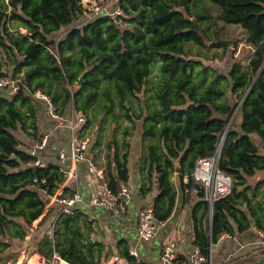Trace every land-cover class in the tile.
<instances>
[{
    "label": "trees",
    "instance_id": "16d2710c",
    "mask_svg": "<svg viewBox=\"0 0 264 264\" xmlns=\"http://www.w3.org/2000/svg\"><path fill=\"white\" fill-rule=\"evenodd\" d=\"M118 3L125 17L104 9L86 19L82 0H0V78L9 81L0 85V259L17 251L42 216L30 250L48 257L57 253L72 264H103L109 257L106 245L91 240L93 220L82 202L70 213L57 202L43 215L69 169L58 163V152L49 155L53 139L41 154L44 166L31 154L45 134V100L35 96L38 89L50 95L62 118L71 109L87 118L76 133L80 138L90 133L86 158L103 170L114 192L130 180L128 139L141 131L146 155L140 170L148 180L141 194L157 190L152 203L159 223L176 207L175 162L181 165L183 190H195L197 160L212 156L225 134L219 166L231 175L232 189L213 203L212 215L202 188L197 191L191 210L194 245L209 259L211 243L224 233L235 236L253 228L264 238V0ZM213 8L225 23L245 29L253 48L247 65L231 60L222 70L203 52L216 46L225 56L230 51L229 41L207 46L218 28ZM86 158L78 164L95 173ZM62 195L72 196V186ZM130 249L127 239L117 242L120 257L154 264L139 261ZM188 263L182 254L174 260Z\"/></svg>",
    "mask_w": 264,
    "mask_h": 264
},
{
    "label": "crops",
    "instance_id": "0c3cea01",
    "mask_svg": "<svg viewBox=\"0 0 264 264\" xmlns=\"http://www.w3.org/2000/svg\"><path fill=\"white\" fill-rule=\"evenodd\" d=\"M75 111L73 109L70 110L68 117L66 118H73L75 117ZM51 125L48 124L46 115H43V118L41 120V128L44 133H48L46 131V128H49ZM119 135V133H118ZM89 135L86 132L85 135H83L82 138L89 139ZM104 143H106V135L103 138ZM128 142H130V153H129V169H130V180L127 183V186L129 188V192L127 195L124 196L125 200L127 201V209L125 212L120 214L118 220L116 222L119 223V225L122 228V234L121 236L115 238L112 234H110L109 227H103L100 224V214L97 210H94L93 207L97 206L92 203V197L95 195L97 191V185H98V177L95 173L89 172L88 168L86 167V164L76 163L72 160V149L70 152V155L66 157L65 165L68 166V175L66 178V181L60 188V191L58 195L63 194L64 190L71 185L73 188V193L76 191H80L84 196V201L82 202V208L89 214L92 219H94L93 223L90 225L91 228H93V232L91 234L92 241L101 242L102 244L106 245V250L109 252L108 259L103 264H118L120 260L123 258L118 255V250L116 247V243L119 241L118 238L123 237L122 239H127L130 243L131 249H135L138 252V259L141 262H152L156 264V257L158 258L164 253L165 247L168 243L174 242L176 245V251L178 255H184L191 258V255L195 249L194 245V225L191 217V210L196 204V202L199 200V197L197 196V190H183L180 184V177L179 174L174 171L173 174V181L176 184L177 190H178V197H177V203L176 207L173 211V215L170 219L163 223H159V226L157 228V231L155 233L154 238L152 239L155 244H151L150 242H144L142 241L141 248H138L136 246H133L132 243V229L135 230L134 236L136 237L137 228H138V211L135 205L138 206V209L148 203L153 202L154 196L157 194V190L155 189L150 195L144 196L141 194V192L138 194L133 193V185L137 183L140 187L144 182L148 183V180L146 178V175L142 174V171L140 170L142 166V160L144 159L146 155V147L143 145L141 140V131H136L132 137H129ZM62 148L57 145V142L53 139L51 142V146H49L48 152L49 155L52 157V154L58 155V150ZM65 148V147H64ZM71 148H72V141H71ZM56 149V151H54ZM58 149V150H57ZM47 155V153L43 154ZM104 155V154H103ZM45 157V156H44ZM43 161V159L41 158ZM58 163L60 162L58 158ZM86 163L92 162L89 158H86ZM102 162H105V157H102ZM264 174V172H263ZM262 175V174H261ZM260 175V176H261ZM184 182H188V177H184ZM190 192V193H189ZM138 195V196H137ZM55 205V203L53 204ZM109 211V210H108ZM46 213V212H45ZM44 213V215H45ZM110 213H113L110 211ZM118 215V214H117ZM110 216V215H109ZM43 218V217H42ZM41 218V219H42ZM39 220V222L41 221ZM36 221V225L34 228L30 229L31 232L30 236L28 238L19 241L18 249L17 251L12 249L7 252V255L4 256V258L0 259V264H33L32 257L38 253L36 250L30 251V241L31 237L34 234L35 230L38 228V224ZM162 230L161 236L156 239L158 236L159 230ZM255 229H250L246 233L239 234L238 236H223L220 237V240L211 245V258L208 259V264H238V259L240 257L244 256L243 253L237 254L236 256H232L231 258L226 257L222 258L219 257L217 260V263H215L212 258L213 252L216 251V249H220L219 247L223 243H227L226 247H229L234 244H238L240 242V239L242 238H251L253 235L250 233L251 231H254ZM258 232L257 230H255ZM29 233V232H28ZM260 236H263L262 233L258 232ZM233 238L234 242L230 239ZM229 239V241H228ZM227 241V242H226ZM243 242V240H242ZM254 242H257V240H254ZM244 244V243H243ZM225 249V248H223ZM248 253V252H247ZM206 262V261H204ZM203 262V263H204ZM132 263V262H131ZM133 264V263H132ZM162 264V262H161Z\"/></svg>",
    "mask_w": 264,
    "mask_h": 264
},
{
    "label": "built area",
    "instance_id": "2783aa9c",
    "mask_svg": "<svg viewBox=\"0 0 264 264\" xmlns=\"http://www.w3.org/2000/svg\"><path fill=\"white\" fill-rule=\"evenodd\" d=\"M82 1L84 4L85 0ZM118 1L119 0H109L105 6H102L99 3V5H96L95 7L96 13L94 14L106 9L107 13L113 17H125L126 13ZM113 3H116V5L113 8H109V6H111ZM8 82L9 81L6 78H0V85H5ZM35 96L47 102L49 114L53 118H59V120L63 119L56 111V107L49 94L42 91L41 89H38L35 92ZM86 120L87 118L84 115H79L77 117L75 116L70 120V127L72 130V160L76 163L82 161L87 156L88 139H84L82 137L80 138L78 133H76L77 126L85 123ZM49 141L50 135L45 133L40 140L34 142L31 154L33 156H37L41 150L46 148V146L49 144ZM221 151V148L218 147L212 156L199 158L192 173L194 181L201 184V188L210 204H213L216 200L228 195L232 189L233 179L231 175L224 172L219 166ZM58 153L60 161L65 162L67 156L66 149L62 147L58 150ZM35 163L38 166H44V163L39 157ZM90 170L95 172L98 177L97 191L92 197V203L97 206H103L109 211L118 215L125 212L127 209V201L125 200L124 196L129 192L128 186L123 185L120 191L114 192L106 180L103 170L98 169L92 162L90 163ZM52 198H54V203L59 202L62 204V212L65 213H70L73 206L84 201V196L80 191L74 192L73 195L69 197L62 194H56ZM158 226L159 222L155 215L153 203L148 202L144 204L140 208L138 214L137 233L139 239L144 242L152 240L155 236ZM224 234L227 236L230 235L228 233ZM130 255L133 257H138L137 250L130 249ZM177 257L178 254L175 243H168L165 247L164 253L161 256L163 264H174V260ZM210 258L211 255L209 259ZM32 260L33 264H72L64 260L57 253H54L52 257H48L38 252L32 257ZM204 261H208V259L201 253L200 248L196 246L188 264H201ZM118 264L132 263L127 258H123L118 262Z\"/></svg>",
    "mask_w": 264,
    "mask_h": 264
},
{
    "label": "rangeland",
    "instance_id": "374dc122",
    "mask_svg": "<svg viewBox=\"0 0 264 264\" xmlns=\"http://www.w3.org/2000/svg\"><path fill=\"white\" fill-rule=\"evenodd\" d=\"M99 3H100L99 0H85L84 4L88 7V11L85 15L86 19H89V17L93 13H96L95 7H96V5H99ZM212 12L218 16L216 19L218 21V28L213 33L210 42L207 43V46H213V44H215L217 42L229 41L230 51L227 53V56H225L224 55L225 53L222 52L223 47L222 46H216V47H212V48H205V49H203V52H206L210 56L212 55L213 59H211L210 62H212V64H214V66L220 67L222 70H226V68L229 66L231 60H233V61L239 60L242 62V64L244 66L247 65L249 58L253 52V48L246 41L245 29L243 27H241L240 25H237V24L225 23L219 17L217 11L214 8L212 9ZM65 30H66V28L63 29L62 32H64ZM21 31L26 32V30L23 28L21 29ZM235 42H237V45H235ZM157 60H158V58H156L155 63H158ZM156 71H157V65L155 64L154 68H153V72H156ZM41 103L46 110L45 115L47 117L48 124L51 125L49 128H46V131L50 135V139H54L57 142V145L59 147H65L66 154H67V156H69L71 149H72L71 148L72 130L70 127L71 118H63L60 120L51 119L48 115L49 109H48L47 102L41 101ZM88 135L90 136L89 132H88ZM256 142H257V140H256ZM261 150L263 151L262 148H261ZM54 151H56V149H54ZM42 152L44 153L45 151L41 150L38 154V157L42 158V156H41ZM132 189H133V193L135 194V196L137 193L139 194L141 192L140 187L137 183H135L133 185ZM59 191H60V189L57 191L56 194H58ZM55 203H57V202H55ZM53 204H54V198H51V200L47 204L44 211L47 212L50 208H52L54 206ZM135 207L137 208V211L139 213L138 206L135 205ZM93 209L97 210L100 214H102V215H100L99 219H100V224L103 227V229L105 227H109L110 234H112L115 238L121 236V234L123 232L122 228L119 225V223L116 222L118 220V218L120 217L119 215H117L115 213H110V211H108V209H106L103 206H94ZM90 219H92V217H89V220ZM92 220L94 221V219H92ZM35 225H36V222H33L30 229L34 228ZM83 230L86 232L87 228L86 229L83 228ZM162 230H163V228H161V230H159L158 236L156 237V239H158L161 236V234L163 233ZM30 231L26 235V238H28V236H30V234H31ZM250 233L253 235L251 238H242L243 242L240 239V242L238 244H234V245H231L229 247H226L227 243H223L219 247L220 249L219 250L216 249V251L213 252V254H212V258H213V260H215L214 262L217 263V260L219 257L231 258L232 256H236L237 254H235V253L237 252L238 254L243 253L242 255H244V256L240 257V259H238V264H264V238H263V236H260L259 233L256 232L255 230L251 231ZM134 234H135V230L132 229V234H131L132 240L131 241L134 244L133 246L141 248L143 242L139 239L138 234L136 235V237L134 236ZM225 235L226 234H224V235L222 234L221 237H223ZM238 235L239 234H236L235 236H238ZM122 238L123 237H120L118 239L121 240ZM230 240L233 241L234 239L231 238ZM254 240H257V242H254ZM151 241H152L151 244H155L153 242V240H151ZM228 241H229V239H228ZM147 242H150V241H147ZM116 247H117V245H116ZM223 248H225V249H223ZM34 250H36V249L34 247H32V249L29 250V252L34 251ZM161 262H162V260L160 259V257L158 258V256H157L156 257V264H161ZM19 264H20V262H19ZM162 264H163V262H162ZM201 264H208V263L206 261V262L201 263Z\"/></svg>",
    "mask_w": 264,
    "mask_h": 264
},
{
    "label": "water",
    "instance_id": "95a60500",
    "mask_svg": "<svg viewBox=\"0 0 264 264\" xmlns=\"http://www.w3.org/2000/svg\"><path fill=\"white\" fill-rule=\"evenodd\" d=\"M190 19H191V18L188 17V20H190ZM84 78H85V76H84V74H82V75L80 76V79H79V82H78L80 85L83 83ZM239 106H240V103H239V105L237 106V108H236L234 114L236 113V111H237V109H238ZM234 114H233V116H234ZM229 125H230V122H229V124H228V126H227L226 129H228ZM224 138H225V134H224V136L222 137L221 142H220V145H219V147L221 148V150H222V147H223ZM175 172H177V173H180V172H181V165H180V162H179V161H176V162H175ZM195 185H196V189H197V190H200V188H201V184H200L199 182H195ZM212 213H213V204H211V215H212ZM211 245H212V243H211Z\"/></svg>",
    "mask_w": 264,
    "mask_h": 264
}]
</instances>
